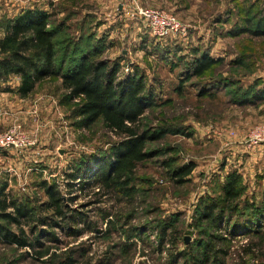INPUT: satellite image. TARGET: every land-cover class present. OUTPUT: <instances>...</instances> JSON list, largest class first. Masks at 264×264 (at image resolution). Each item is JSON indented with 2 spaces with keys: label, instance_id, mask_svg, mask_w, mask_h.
Instances as JSON below:
<instances>
[{
  "label": "rangeland",
  "instance_id": "rangeland-1",
  "mask_svg": "<svg viewBox=\"0 0 264 264\" xmlns=\"http://www.w3.org/2000/svg\"><path fill=\"white\" fill-rule=\"evenodd\" d=\"M19 1L0 0V30L4 18H12L23 10L21 5H36L31 0L23 4L22 0ZM249 1L256 0H240L236 6L228 0H168L167 4L161 6V2L158 4L154 1L155 3L148 4V8L169 11L186 27V37L162 41L151 37L148 30L136 19L127 20H132L138 27V30L130 32V25L123 21L124 18L119 17L122 13H118L116 7H111L109 11L102 10L101 16L107 20L101 24L110 28L107 30L108 34L115 39L111 40L105 36L106 43L116 44L114 49H107L104 56L108 59H123L119 77L123 78L137 70L138 74L146 79L147 84L153 86L159 103L168 101V104L146 112L144 124L179 125L191 131V137L166 136L161 141L147 144V150L161 149L168 154L137 165L134 171L136 193L132 198H121L110 193L107 195L101 190L98 192L99 186L91 182L92 175L99 172V167H105L101 156L117 143L118 138L107 132L101 123L93 125L90 129H77L71 115L75 102L71 105L58 103L63 94L60 85L46 81L45 87H42L38 94L50 90V93H47L56 96L59 112L52 119H46V115L42 116L43 119L39 116V123L41 128H45V125L51 126L50 133L53 134L46 136L48 138H45V135L40 136L41 149H44L40 154L41 160L31 169L22 168L18 171L20 177L33 174L32 178L26 181L21 177L15 184H11V188L10 179L7 177L2 178L3 182L0 184L6 185L13 197L28 200L31 205L36 206L38 201L45 199L39 187L40 183H54L67 199L69 209L78 212L81 218L83 217V222L74 223L75 229L66 228L64 232L54 230L57 242L44 241V244L50 247V253L56 256L51 262L46 263V258L35 260L27 250L0 245V264H60L65 257H71L75 261L74 264H167L166 257L169 254L180 255L189 251L191 254L189 246L200 239L198 230L194 229L195 213L200 201L207 195H213L212 189L220 186L228 173L237 170L234 168L226 174H219L224 164H207L218 154L220 143L222 147L225 145L223 140L219 141L214 136H223L221 133L225 130L229 137L242 142L253 126L264 122L258 117L256 110L245 111L253 106L228 105L230 91L246 90L256 81H264V39L250 38L248 35L229 36V31L234 27L243 26L235 14L238 7L242 4L247 6ZM123 2L124 0H121V5ZM92 6L95 8L93 4ZM59 9L63 11L62 6ZM49 10L51 13L55 12V8ZM67 11L69 13L71 10ZM80 11L77 7L71 12L79 16ZM94 11L95 9L92 12ZM227 11H231L234 17L230 19ZM113 15H118L119 18L114 16L113 19ZM93 23L88 24V31L100 37L94 29L97 25ZM68 25L75 35L79 24L73 22ZM194 51L197 53H193ZM202 52L214 59H222L223 62L202 76L191 79L179 92L183 79L180 75L192 59ZM247 53L252 55L246 59L241 57V54ZM239 58L242 59L243 66H232ZM1 82L4 83H0V89L13 85L11 79ZM223 83L234 86L225 88ZM201 91L209 94L200 97ZM229 110L230 114L226 116L229 118L225 119L224 113ZM48 128L44 129V132H47ZM172 160L174 162H171ZM81 161H86L84 170L80 171L75 180H70L74 165ZM166 163L171 167L192 164L194 168L184 179L185 183L175 184L168 176ZM198 163H203L206 168L200 170ZM6 175L9 177V173ZM67 185H74V188H68ZM96 192L97 195L94 194ZM130 212L134 214L132 219L127 221L125 215ZM115 218L127 223L121 229L119 224L110 227L109 223H114ZM153 219L174 221V233L171 238L166 237L160 253L155 251L159 248L155 233L144 235L143 239L146 240L143 243L134 238L127 239L122 234V229L142 227ZM79 230L82 231L81 234L76 233ZM95 230L99 232L96 233ZM169 233L170 231L167 235H170ZM248 238L241 235L228 238L229 251L226 256H218L217 264H222V260L223 264H264V257H247L243 254L248 245ZM26 251L29 256H25ZM182 262L180 259L178 264Z\"/></svg>",
  "mask_w": 264,
  "mask_h": 264
},
{
  "label": "trees",
  "instance_id": "trees-1",
  "mask_svg": "<svg viewBox=\"0 0 264 264\" xmlns=\"http://www.w3.org/2000/svg\"><path fill=\"white\" fill-rule=\"evenodd\" d=\"M237 1L240 0H228L235 6ZM61 6L63 11L66 10L61 3L49 4L48 9L55 8V12L34 6L24 8L12 18H4L1 22L0 78L19 77L17 92L22 98L32 93L40 81L59 83L63 92L59 103L71 105L75 102L71 115L77 129H90L101 123L107 132L118 138L117 143L101 156L105 167H99V172L92 175L91 182L99 186L98 192L101 190L107 195L132 198L136 193L134 171L137 165L168 154L161 149L147 150V144L161 141L166 136L190 138L191 131L179 125L144 124L146 112H152L168 104V101L159 103L153 86L148 85L137 70L119 77L123 59L116 57L109 60L104 56L107 49L114 47L112 43H106V35L96 37L88 31L86 23H80L74 35L66 24L72 12L68 13L70 16L67 18H57L58 14H63L59 9ZM227 12L230 19L234 17L231 11ZM235 15L243 26L229 31L230 37L248 35L250 38L264 39V0L249 1L247 6L242 4ZM241 55L246 59L252 53ZM222 62V59L200 53L180 75L183 79L178 91L191 79L202 76ZM232 66L242 67V59L236 60ZM224 86L233 88L234 85ZM207 94L201 91L199 96L205 97ZM228 94L230 106L257 107L264 104V81H256L246 90L230 91ZM85 163L81 161L74 165L70 180H75L84 170ZM165 167L175 184L185 183L184 179L194 168L192 164L171 167L169 163ZM67 186L74 188V185ZM39 187L45 199L33 206L28 200H19L7 194L6 185L0 186V245L27 250L35 260L46 258L47 263L56 256L50 253V247L44 241L57 242L54 230L64 232L66 228L75 229L74 223L83 222V217L69 209L67 199L56 184L42 182ZM212 193L200 201L195 213L194 229L198 230L200 239L189 246L191 254L190 251L180 255L169 254L167 264H178L180 259L183 260L182 264H217L218 256H226L229 251L228 238L237 235L249 237L248 245L243 250L245 256L264 257V196L257 198L253 193L249 194L248 185L244 184L237 171L228 173L223 183L212 189ZM133 214L125 215V220L130 221ZM173 222L170 219H153L142 227L122 229V234L127 239L134 238L143 243L146 240L143 239L144 235L155 233L159 241V248L155 251L160 253L166 237L171 238L174 233ZM126 223L115 218V222L109 225L114 227V224H119L121 229ZM168 231L170 235H167ZM77 232L82 233L80 230ZM27 251L25 256H29ZM74 263L71 257L60 261V264Z\"/></svg>",
  "mask_w": 264,
  "mask_h": 264
},
{
  "label": "crops",
  "instance_id": "crops-1",
  "mask_svg": "<svg viewBox=\"0 0 264 264\" xmlns=\"http://www.w3.org/2000/svg\"><path fill=\"white\" fill-rule=\"evenodd\" d=\"M154 1H156L158 4L159 2H161L160 6L162 4L168 3V0H141L140 3L143 7L146 8L147 6L148 8V4L151 5L155 3ZM21 2L22 4L27 3V0H22ZM31 2H35L36 5H32L30 7H42L46 10L49 8V4L57 5L61 3L66 10H64L63 14H58L57 18H61L62 16L67 18L70 16L69 14L71 11H75L77 7H79L81 9L80 15L76 16V13L72 12V16H70V18L66 21V24H72L73 22L78 24H90L91 22H94L93 24L97 25L94 28L97 30V36L99 34L102 36L103 34L108 36L111 40L115 39H113L110 34H108L109 32L107 30L110 28H106L103 23L101 24V22L107 20L105 18L103 19V17L101 16V14H103V9H107V11H109L111 7H116L118 13H122L119 14V17L121 16L120 18H124V22H127L128 19H135L132 18L129 9L126 6L125 0L122 5L121 0H31ZM92 4L95 8H93ZM28 6L29 5H21L23 9L28 8ZM67 9L71 10L69 14L67 12ZM93 9H95L94 12H92ZM107 13L110 14L111 12ZM107 13L105 15H107ZM114 16L115 18L116 16L117 18H119L118 15H113V19H115ZM132 20L127 22L130 25V32L138 30L137 25L133 24ZM2 37L3 31L1 29L0 39H2ZM114 45L115 46L112 49L116 47V44ZM112 59H115V57L109 60ZM7 79H11V84L13 85H8L10 84L8 83L7 85L9 87H7L6 90V86L3 89H0V132L6 131L7 129L12 127H16L29 135L35 143L29 149L20 151L18 153L13 150L0 153V182H3L2 178H9V188H11V184H15L21 177H23L27 181L28 178H32L34 176L33 174H30V176L28 177V175L26 174L25 176L20 177L18 171L22 168L31 169L37 162L41 160H39L40 154L44 149H41L40 136L45 135V138H48L53 134L50 133L51 126L45 125V128H41L42 125L40 126L39 116L40 118H42V116L46 115V119L55 118V116L59 112V109L56 106V96L54 97L53 95L49 94L50 90H47V92L49 93L45 91V93L43 94H38L40 89H42V87H45L44 84L48 80H43L37 83L33 92L30 93L27 97L22 98L17 92L20 81L19 77L9 76L5 79L0 78V83H4L1 81ZM56 84L59 85V83ZM46 85H48V83H46ZM253 109L256 110L258 117L261 118V120H264V104H261L259 107H257V109L253 107L251 109V107H249V109L247 108L245 111L251 112V110ZM229 114L230 110L227 113H224V118L228 119L229 117L227 118L226 116ZM46 128H48L49 130H47V132H44V129ZM63 128L65 130V127ZM221 134L223 136L217 134V137H214L219 141L223 140L225 142V145L223 144L224 147H222V144L219 142L220 149L218 151V154L211 161H208L207 164L211 163L213 166H215L216 164H224L222 168L223 170H220L219 174H226L230 170L236 168V171L241 174L244 184L248 185L249 194L253 193L257 198L261 197V195L264 196V145L253 150H248L241 144L238 139L236 140L233 137H229L227 131L222 130ZM198 164L197 167L200 165V170H202V168H206L205 165H202L203 163H200L199 165ZM8 173L9 177L6 175ZM1 185H3V183H1L0 186ZM9 192L10 190L8 191L7 188L6 193L12 196V193Z\"/></svg>",
  "mask_w": 264,
  "mask_h": 264
},
{
  "label": "built area",
  "instance_id": "built-area-1",
  "mask_svg": "<svg viewBox=\"0 0 264 264\" xmlns=\"http://www.w3.org/2000/svg\"><path fill=\"white\" fill-rule=\"evenodd\" d=\"M126 6L151 37L159 41L186 37V27L177 17L166 10L150 9L141 5L140 0H125ZM34 140L22 130L12 127L0 132V152H20L33 146ZM241 144L248 150L264 145V122L253 126L243 138Z\"/></svg>",
  "mask_w": 264,
  "mask_h": 264
},
{
  "label": "water",
  "instance_id": "water-1",
  "mask_svg": "<svg viewBox=\"0 0 264 264\" xmlns=\"http://www.w3.org/2000/svg\"><path fill=\"white\" fill-rule=\"evenodd\" d=\"M186 242H187V239H186Z\"/></svg>",
  "mask_w": 264,
  "mask_h": 264
}]
</instances>
